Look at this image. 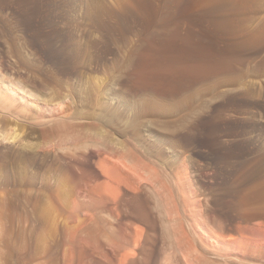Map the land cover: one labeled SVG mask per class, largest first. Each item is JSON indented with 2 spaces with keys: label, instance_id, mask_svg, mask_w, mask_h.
<instances>
[{
  "label": "rangeland",
  "instance_id": "obj_1",
  "mask_svg": "<svg viewBox=\"0 0 264 264\" xmlns=\"http://www.w3.org/2000/svg\"><path fill=\"white\" fill-rule=\"evenodd\" d=\"M164 1L0 0V87L4 86V89L0 90V175L4 174L6 177L10 175L14 170L10 168H13V163L15 164L18 160L35 158L40 165L45 161V166L38 164L36 168L30 169V177L35 174L34 182L39 184L36 186V183H33L34 186H29L32 190L34 188L43 190L45 187L42 189L43 186L40 185L43 181L41 178L52 173L50 166L55 163L57 166V164L61 165L60 163L86 156L93 162V178L91 179L97 184L100 179H102L101 182L106 179L97 169L96 163L105 160L108 155L107 159L113 158L111 159L113 161L115 159L123 161L121 159L125 157L128 162L135 160L134 163H137L141 159L143 163L144 159H147L145 163H148L150 168L158 167L156 170L159 177H162L161 173L166 167L163 173L172 178V198L175 197L172 199V221H175L174 219L178 221L183 217L187 223L195 226L204 224L210 227L214 224L212 228H216L217 231L220 228L229 229L226 230L228 238L238 237V227L241 225L239 228H244L246 225L247 228L252 229L247 230L248 237L254 238L252 241H256V244L264 245L262 243L264 232L261 230V228L264 230V0H226L227 2L221 4L224 9L218 7L221 9L215 13L217 18L213 13L215 17L212 16V19L217 20H211L209 17L211 21L204 15L205 21L202 14L205 11L202 9L204 12H200L199 9L200 14L196 11L198 15L195 14V17L200 15L199 18H201L202 15V22L194 18V13L193 18L188 14L186 18L175 7L177 11L172 8L170 13L168 8L169 11L166 10ZM154 9H157L156 13H159L156 14ZM178 15L183 16L184 19L182 17L178 20ZM218 16L221 24L218 23ZM165 17L168 19L163 22L162 18ZM214 21H217L219 28ZM196 23L198 24L195 27ZM211 24H214V27ZM254 31L256 36L261 33L262 35L253 37ZM175 32H177L175 37L179 36L178 45L181 46V43L184 45L185 42L190 41L191 44L192 41L193 44H197L200 41L202 44L199 42V46L198 44L192 46H198V50L208 54L209 51H213V53L210 52L211 59L208 63L205 62L206 65L209 62L211 65L214 58L215 60L226 58L229 53L227 56L232 57V60L228 62L229 66L222 65L224 68L222 66L220 68V65H217L219 67L215 69L219 73L217 74L210 68L211 66L207 65L213 72L210 73V69L207 71L201 69L202 71H197L199 73L196 72L200 76L195 73L185 75L178 71L170 72L168 60L171 56L168 57L165 54L168 55L171 52L167 50L164 52L162 44H165L164 39L174 37ZM187 36L191 39H187ZM243 43L248 44L245 47ZM157 44H161L158 47L159 51ZM206 55H204L205 58ZM197 59L198 62L199 58ZM196 60L194 59L195 62ZM192 62L188 61L190 64ZM160 63L163 65L161 66ZM9 87L34 96L33 100L46 104L54 110L55 114L66 111L75 115L76 121L67 120L65 123L62 122L63 125L58 123L57 126L56 123L35 124L37 122L32 121L31 114L17 112L6 104L9 97L4 91H7L6 88L11 89ZM145 103L151 104L150 108L144 110V107H141V109L140 105ZM103 108L119 114V122H116L119 127L116 124L112 126L104 120L106 118L101 114ZM88 124L92 127L87 126ZM184 124L185 127H181ZM58 125L62 126L59 128ZM162 127L165 129L163 130ZM72 130H75L73 133L76 132L77 136L76 133L72 134ZM15 133L18 138L7 139V136H16ZM68 136L73 137L75 141ZM106 141L111 146L106 145ZM134 141H137V145L132 143ZM83 143H88L86 144L88 147ZM115 145H117L116 149L114 147L117 153L113 149ZM123 146L127 149L125 150ZM128 147L132 150L134 148V152L131 150L133 154H127L130 152ZM123 151H127L126 155ZM141 152L143 155L148 154L147 158ZM113 153L117 154L115 155L118 159ZM118 154L123 157L121 158ZM134 154L138 158H134ZM152 159L161 163L155 162L158 165L156 167L150 162ZM156 170L153 173H156ZM128 195L132 196L130 192ZM128 195L123 197L125 202L133 200V197L130 199ZM149 197L146 203L152 214L151 219L159 226L157 237L155 233L152 234L154 237H151L153 239L151 241L157 240L156 243L160 246H158L160 250L158 264L164 262L167 254V257L171 256V264H180L177 259L181 258V253L178 252L180 255H175L179 250L178 243L176 240L173 242L175 239L173 236L174 239L170 237L171 240L167 237L162 229L163 219L159 213L161 210L159 202ZM245 197L249 200L244 201ZM142 198L145 200L147 197L142 196ZM127 199L129 200L126 201ZM107 211L110 212L108 209ZM107 211L104 209L95 219V225L100 230L93 226L101 237L99 238L100 235L95 230H93L96 232L95 235V232L89 235L93 229L91 227L88 236L84 235L82 241L87 244L88 240V244H91L89 246L97 248V251L103 250L104 253L108 251L107 254L112 255L113 247L117 243L125 244L126 228L136 222L130 220L131 223L126 219H122L123 223L122 220L113 221L112 213L110 212L112 215L110 216ZM124 223L129 225L124 226ZM136 224L143 226L140 222ZM119 225L124 227L119 228ZM254 228L259 231L257 233L259 238ZM101 230L104 234L100 232ZM89 236H95L91 239H99L98 244L103 249H99L96 239V241L93 240V246V241L88 239ZM75 247V256L77 255L74 256L75 264H78L86 252L81 250V244ZM263 254V250L242 254L239 259L243 262L234 254L228 257L230 259L233 257L236 263L240 262L237 264H264ZM174 256L177 258L175 259ZM4 258L5 256L3 261H5ZM230 259L226 260L230 261L227 263L224 261H217V263L235 264L234 260ZM204 262L217 264L213 260Z\"/></svg>",
  "mask_w": 264,
  "mask_h": 264
},
{
  "label": "bare ground",
  "instance_id": "obj_2",
  "mask_svg": "<svg viewBox=\"0 0 264 264\" xmlns=\"http://www.w3.org/2000/svg\"><path fill=\"white\" fill-rule=\"evenodd\" d=\"M227 1L226 0H165L164 2H166L165 3L167 6V7L165 6L166 10L169 9L170 13L172 12V8H173V10L175 8H177L178 12L185 17L187 16V14H188V16H190V15L192 16L194 13V18L197 19L198 22H200L204 15L206 17L208 16L207 20L209 19V17L211 20H215L217 18V15L215 13H218V11L221 8L224 9V7L221 6V4L223 5V3L227 2ZM219 6L221 7L220 9H218ZM148 8H150V7H148ZM157 9L156 10L154 9L155 13L157 12ZM138 10L139 9H137V11ZM140 10H141V7H140ZM216 10H217V12H216ZM196 11H198L197 13H199V11L204 12V13H202L203 16L201 15V18H199L200 15L195 17V14L198 15L197 13H195ZM141 12H143V10ZM158 13H156V14H158ZM213 13L216 16L215 19H212L213 17H215V16H213ZM219 14H220V12H219ZM169 15H171V14H169ZM176 15H177V13H176ZM178 16H179V19H178ZM178 16H177L178 20H180L183 17V16L180 17V15H178ZM205 16L203 18L204 20H205ZM166 17H168V16H166ZM166 17L164 19L162 18V21L167 20L168 18L166 19ZM190 17H188V19ZM192 18H193V16H192ZM183 19H184V17H183ZM199 19H200V21H199ZM210 19H209V21H211ZM221 19H223V18H221ZM226 20H228V19L226 18ZM172 21H173V19H172ZM172 21L171 22L169 21V22L172 23ZM167 23H166V25H167ZM215 23H216V25L218 23H220L219 22V16H218V23H217V21H214V24ZM179 24H181V23H179ZM197 24L198 23H196V25H194V26L196 27ZM209 24H206V25L208 26ZM214 24H211V25L214 27ZM222 24H224V22H222ZM153 25H154V22H153ZM168 25H171V24H168ZM174 25H176V24H174ZM174 25H172V27ZM222 26H224V25H222ZM217 27H218V25H217ZM222 28H220V29H222ZM207 29H206V31H207ZM172 30H174V29H172ZM191 30L189 32H191ZM196 30H197V28H196ZM263 30L261 32H263ZM198 31H200V29ZM261 32H259V33H261ZM176 33L177 32H175L174 37H172L170 34V36H171L170 39L169 38H166L168 40L164 39L165 44L161 43L164 46L163 47L164 49L162 48L163 51L165 50L164 52H166V50H167L168 52L173 53V54L170 53L171 55L169 53H168V55H167V53L165 54L168 57L171 56L170 59L168 60V62L170 61L169 66H168L169 70H171L170 72L174 73V71H178V73L180 72V74L184 73L186 75L188 73H192V74L195 73L196 74L197 71H202L204 69L207 71V69H210V68L212 70H215V69L217 70V68L219 69V67H218L219 65H220V68H222L223 66H226L229 64L228 62H230L229 61L230 59L232 60V57L229 58V56H227L229 53L226 55V58H218V60H215V58L213 60V58H212L213 61H211V65H209L210 62H209V64H207V65L211 66L209 68V66H207L205 64V62L207 61L206 63H208V61L211 59L210 54L213 53V51H209V54H208V52H205V53H207V55H209L208 57H210V58H208L207 55L203 52V50H198V48H197L199 46L198 43L200 41H198L197 47L192 46V45H197V44H193V41H192V44L190 43L191 41L185 42L184 45L181 43V46H180V45H178L179 44V42H178L179 36L175 37V35H177ZM203 33H207V32H203ZM253 34H254L253 37H255L257 35L255 33V31ZM197 35H199V34H197ZM260 35H262V33L259 34L258 36H260ZM189 36H187V39L189 38V40H190L191 36L190 37ZM258 36H256V37H258ZM167 37H169V36H167ZM193 38H194V36H193ZM250 38H252V37H250ZM247 40H249V39H247ZM251 40H254V39H251ZM149 41H151V40H149ZM194 43H195V40H194ZM161 44H157V45H159V46H157V50ZM250 44H251V42H250ZM253 44H254V42H253ZM243 45H244V43H243ZM246 45H244V46L246 47ZM239 48H240V46H239ZM231 50H233V49H231ZM207 51H208V49H207ZM218 51H216V52L218 53ZM226 51H224V52H226ZM160 52L162 53L161 49H160ZM216 52H215V54H216ZM229 52H230V49H229ZM231 53L236 54L233 52H231ZM204 55H206V58ZM197 57L199 58L200 62L199 61L197 62V60H198ZM223 57H224V55H223ZM235 57L233 58V60L235 59ZM163 58H165V57H163ZM161 59H162V57H161ZM194 59L195 60L197 59L196 62L194 61ZM161 61H163V60H161ZM188 61H190V62L193 61V62L190 64V63H188ZM214 61H216V62L214 63ZM166 62H167V59H166ZM212 62L214 65L212 64ZM160 65L162 66L163 64L160 63ZM203 66H205V67L203 68ZM206 66H207V68H206ZM214 67H216V68H214ZM227 68H229V67H227ZM211 69H210V73L213 72V71H211ZM216 70H215V72L217 73ZM203 72L205 73V71H203ZM197 73H199V72H197ZM210 73H209V76H210ZM184 74H182V75L184 76ZM213 74H215V73H213ZM217 74H219V73H217ZM196 75H199V74H196ZM196 75H195V77H196ZM205 76H207V75H205ZM207 78H208V76H207ZM198 80L200 81V79H198ZM2 87H0V90L4 89V86H2ZM9 88H11V87H9ZM6 90L7 91L6 92L4 91V93L6 96L9 97V98H7L8 100H6L7 101L6 104L9 107L13 108V110L16 109L17 112L23 111L24 113L26 112L27 114L28 113L31 114L32 115L31 116L32 121L37 122V123L34 122L35 124L45 125V124L56 123V126H57L58 123L63 125L62 122L65 123L67 120L72 121V119H74V121H76L75 120L76 118H74L75 115L73 116V115L67 113L66 111H62L60 114H55L53 112L54 110L52 108L47 107L46 104H43L41 102H36L32 98L34 96H32L30 94L28 95L24 91H21V90L18 91L17 89L15 90V88L14 89L13 88H11V89L6 88ZM4 98H5V96H4ZM150 105L151 104L147 105L145 103V104L140 105V108L144 107V110H145L147 108H150ZM108 108L110 109V107H108ZM103 109H101V110H103ZM107 109L105 108L101 114L103 116H105L106 119H104V120H106L107 123H109L113 126V124H116V122L120 118L119 114L116 113V111H115V113L114 112L112 113L111 111H109ZM146 112H148V111H146ZM142 115H144V114H142ZM103 116H101V117H103ZM106 121H105V123H106ZM120 122H121V120H120ZM189 123H190V121H189ZM109 124H107V125H109ZM67 125L68 124H66V126ZM69 125L71 126V124H69ZM58 126H59V128L61 127L60 125H58ZM87 126H89L90 128L92 127L89 124ZM87 126H85V127H87ZM116 126H117V124H116ZM117 127H119V126H117ZM181 127H185V124H184V126L181 125ZM181 127L179 129H181ZM70 128H68V130ZM72 128L74 129V127H72ZM162 129L164 130L165 128L162 127ZM183 129H185V128H183ZM73 131H75V130H72V134H75L76 132L73 133ZM170 132H172V130ZM173 132H177V131H173ZM134 133H136V132H134ZM72 134H70V135H72ZM168 134H169V132H168ZM15 135H16V133H15ZM75 135L77 136V133ZM75 135H72V136H75ZM166 135H167V133H166ZM139 136H141V134ZM69 137L71 138V140H73V137L68 136V138ZM12 138L14 140V139L18 138V135L7 136L8 140H10ZM68 138H67V140H68ZM73 141H75V140H73ZM107 141H106V143H107ZM91 142H94V141L91 140ZM136 142L134 141L132 143L136 144ZM110 143H111V141H110ZM110 143L109 144L107 143L106 145H110ZM86 144H88V143H86ZM86 144H84V145H86ZM89 144H90V142H89ZM91 144H93V143H91ZM95 144H96V142H95ZM86 146L88 147V145H86ZM116 146L117 145L113 146V149H114V147L116 149L117 148ZM162 146H163V144H162ZM87 147H86V150H87ZM123 147L125 149V146H123ZM115 149H114V152L117 151V150L115 151ZM136 149H137V147H136ZM136 149H135V153H136ZM149 149H151V147ZM111 150H110V152H111ZM131 150L132 149H130V152L128 151L129 153H127V151H125V152L123 151V152L126 155V153L130 154V153L134 152L133 151L134 148H133L132 152H131ZM116 153H113V155H115ZM119 154H118V156H121V158H122L123 156L119 155ZM142 155H143V153H142ZM144 155H143L144 157L148 156V154L147 155L144 154ZM87 156H88V154H87ZM110 156L112 157V155H110ZM128 156H131V155H128ZM84 157L82 156V158H84V159L77 158V159L70 160L68 162L65 161L66 163H63V164L60 163L61 165L57 164V166H56V163H55V165L52 164V166H50L51 167L50 170H52L51 171L52 173L49 176L42 177L41 179L43 181L40 179V181H42V183H40V185L43 186L42 189L45 187L43 190L35 189V188L32 190V188H31L33 183H36V182H34L35 174L31 175V177H30V169L32 170L33 168H36L39 164V162L37 160H35V158H33V159L29 158L30 160H28V159L27 160L24 159V160H20V161L18 160V162H16L15 164L14 163H13V165L11 164L13 168H10V169H12V170L14 169V170L11 172L10 175H8L7 177L4 176V174L0 175V264H75L76 258H74V256H75L74 247L76 246L77 242H79V245H77L76 247L80 246V244H81V247H82L81 250L82 251L84 250L86 252L85 253L86 255L84 256V258L82 256V258H83L82 260L78 259L79 260L78 264H158L159 263L158 261L160 259L159 258L160 257L159 256L160 255V252H159L160 246L157 245V243H156L157 240L155 238L154 239L156 241H151V239H152L151 237H154V236H152L153 233L156 234L158 232L159 226H158V224H156L157 222H155L154 220L152 221V219H151L152 214H151V211L149 210L148 203H146V202H148L149 196H150L149 198L156 199L157 202H159V205H160L159 207L161 208V210H160L161 212L159 210L158 211L160 213V216L163 219V221H162L163 226L161 225L162 229H164V232L167 234V237H169V239H170V237H171V239L175 238L173 242H175V240H176V242L178 243V244L177 243L176 244L178 245L179 250L176 251L177 253H175V255L181 253V255L179 254L181 256V258L177 259L179 261L178 263H180V264H207L204 262L205 260L209 261V262H210V260H213L216 263H217V261H224L227 263V262H230V261H226V260L230 259V257H228V255H232V254H234L236 256V258H238V260L243 262L242 259H239L240 255H242V254L246 255V254H249L250 252L252 253V251L254 252V250L260 251V252L262 250L264 251V245H260V243L256 244L255 243L256 241H254V242L252 241L254 238L252 239V238H250V236L248 237V235L246 233H248L247 230L250 229L251 227L247 228L246 225L244 228H239L241 225L239 227L237 226L238 230H239L237 232V233H239L238 237L228 238L229 236L226 235V230L228 231L229 229H226V228L221 229L220 228L221 230L218 229L219 231H217L216 228L215 229L212 228L214 225L213 223H212L213 225L210 226L212 229H210V227L208 225H204V224H200V225H196V226L191 225V224L187 223L186 219L183 217L180 220H178L181 223L176 221V219H174L175 221H172V219H171V217H172V199L175 198L174 196L172 198V178L169 177L168 174L163 173V172H165L166 167H164L165 170L162 169V170H164L162 173L160 172L161 174L164 175V177H163V175H162V177L161 176L159 177V175H157L158 171L156 169L158 168L157 167L158 165H156L155 162L160 164L161 163L160 161H157V160L154 161V159H152V161L149 160L150 162L155 164L157 167L156 169H152L154 167L151 166V168H150L149 167L150 165L148 166L147 165L148 163L147 164L145 163L147 161V159L146 160L144 159L143 163H141L142 161H140L141 159L139 158L140 160H138V161H140V162L137 161V163H134L135 160L134 161L130 160L131 162H128L125 160V157L123 159H121L123 161H120L118 159V157L116 156L118 160L115 159V161H113V160H111L113 158L107 159L109 157V155H108V157L105 160L100 161V163H98V164L96 163V166L98 167L97 169H99L100 172H102V174L105 176V177L103 176V178L106 179L105 181L104 180L102 181L103 183L100 181L102 179L99 180L100 182L97 180L99 183L97 182V184H96L95 182H92V179H91V178H93V175H92V173H93L92 172L93 171V162L91 159L86 158V156H84ZM133 157L138 158V156H136V155ZM151 158H152V156H151ZM126 159H128V158H126ZM11 161H7V162H11ZM117 161H119V162H117ZM42 164L43 163L41 162V165ZM44 164H46L45 161H44ZM44 164H43V166H45ZM41 165L39 164V166H41ZM94 165H95V163H94ZM166 165H168V164H166ZM48 166L49 165H47V167ZM37 169H39V167ZM44 169H45V167H44ZM251 169H250V171H251ZM155 170L157 172L153 173V172H155ZM47 171H49V170L47 169ZM244 172H246V171L244 170ZM35 173H36V171H35ZM102 174H101V176H102ZM128 174H130V175H128ZM154 174H155V176H154ZM97 175H98V171H97ZM242 175H243V172H242ZM36 176H37V174H36ZM97 178H100V177H97ZM238 178H239V176H238ZM32 179H33V181H32ZM236 183H237V181H236ZM239 183H240V181H239ZM243 183L244 182H242V184ZM37 184H39V182L36 183V186H37ZM27 186H28V188H30L29 190H28ZM234 186H236V185H234ZM238 187H240V186H238ZM241 187H242V185H241ZM235 189H236V187H235ZM182 190H183V188H182ZM129 192L132 194V196L128 195ZM175 194H176V192H175ZM239 194H240V192H239ZM127 195L129 196V198L133 197V200H131L132 202L129 199H127L126 201L129 200L130 203H128L129 201L128 202L124 201L123 197H125ZM234 195H236V194H234ZM142 196H144V197L146 196L147 200L145 199L146 200L145 201L144 198H142ZM176 196H177V194H176ZM245 199H246V197L244 198V201H245ZM246 200H249V199H246ZM157 202H156V204H158ZM240 204H242V203H240ZM243 204H244V202H243ZM237 205H239V204H237ZM234 206H235V204H234ZM157 208H158V206H157ZM160 208H158V209H160ZM104 209H105V211H107V209H108L112 213V215L115 219V220L113 219V221H119L120 222L122 219L123 220L126 219V220H129V222H131L130 220H132V221L134 220L133 222L143 223L142 224L143 226H140L141 224H139V226H138V224L132 223V222H131L132 224H130L132 226H128L129 223H128V225L126 223H124V226H125V224L128 226V227L126 226L127 231H125V234H124L127 236V238L125 236L126 240L123 237L125 240V244L124 243L123 244L117 243V245H116V243H115L116 246L113 247V252H112L113 254L111 255V253H109L112 257L107 254L108 251L106 253H104L102 250L103 248L102 249L100 248V246L98 244L99 239L97 240L95 238L98 241L96 244H98L99 249H101L102 251H99V250L97 251V248H93L92 246H89L91 244H88V240L86 241L87 244L84 243L85 241H82L85 237L84 235L87 234V236H88L89 231H91L90 230L91 227H93L96 223L95 222L96 217L100 216L99 213L103 212ZM175 211H177V210H175ZM110 212H108V213H110ZM111 213L109 214L110 216H112ZM154 218L156 219V217H154ZM123 220H122V223H123ZM98 222H100V221H98ZM103 222H105V220ZM133 225H135V228H133ZM124 226L119 225V228L120 227L122 228ZM247 226H249V225H247ZM94 227L92 229V232L89 233V235H91L92 233H94L96 231L98 233V235H100L99 236V238H100L101 234H99V232H98V230H100V229H98L99 227L97 228V226H96V229H98V230H96ZM227 228H228V225H227ZM93 230H95V231H93ZM110 230H112V229H110ZM250 230H252V229H250ZM254 230H255V228H254ZM261 230L264 232V230L262 228H261ZM255 231H257V230H255ZM262 231H260V233H262ZM96 232L94 233V235L96 234ZM100 232H102V230ZM252 232H254V231H252ZM258 232L259 231L256 232L257 237H258V234H257ZM122 233H124V231ZM113 235L114 234H112V236ZM231 235H233V234H231ZM89 237H88V239L90 241L95 240V239H91L95 236H93V237L89 236ZM104 237H105V235H104ZM155 237H157V234L155 235ZM251 237H255V236L251 235ZM108 238H109V236H108ZM109 239H107V241ZM167 240H168V238H167ZM170 240H168V241H170ZM90 241H89V243H90ZM260 241H262V239ZM93 243H94V241L92 242V245H93ZM108 243H107V245H109ZM262 243H264V242H262ZM174 245H175V243H174ZM81 247H79V248H81ZM115 247H117V248H115ZM171 247L172 246H170V248ZM108 248H109V246H108ZM4 249H5V252H3ZM175 249H177V248H175ZM79 252H81V251H79ZM167 253H168V251H167ZM170 255H172V253ZM3 256H5V258H4L5 261H3ZM161 256H163V255H161ZM167 256H168V254L165 256V260H163L164 262H162V264H171V262H170L171 256H169V257H167ZM176 258L177 257H175V259ZM232 258L233 257H231V259H230L231 261L234 260ZM2 262H4V263H2ZM233 262L235 264L240 263V262L236 263L235 260ZM247 262H250V261H247ZM218 263L220 264V262H218ZM226 263H224V264H226ZM210 264H212V263H210Z\"/></svg>",
  "mask_w": 264,
  "mask_h": 264
}]
</instances>
